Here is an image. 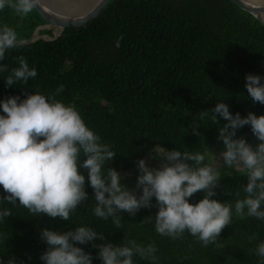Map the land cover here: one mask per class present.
Returning <instances> with one entry per match:
<instances>
[{"label":"trees","instance_id":"trees-1","mask_svg":"<svg viewBox=\"0 0 264 264\" xmlns=\"http://www.w3.org/2000/svg\"><path fill=\"white\" fill-rule=\"evenodd\" d=\"M45 23L34 9L23 19L10 8L0 10V27L14 28L21 41ZM50 28L40 27L37 33L42 36L9 50L0 61L8 66L7 72H0V100L12 95L23 99L26 92L47 96L63 85L56 98L74 106L86 126L116 151L105 167L125 171L155 145L204 154L206 145L223 144L217 138L221 125H214L210 116L198 118L218 100L232 114H264V104H253L245 88L246 74L264 77V25L231 0H108L95 16L66 24L53 39L56 31ZM21 55L37 76L6 87L4 77L18 67L15 57ZM196 124L200 136L192 129ZM241 136L257 140L248 125L237 129L236 137ZM80 171L89 199L71 221L46 214L30 217L18 204L0 203V209L10 208L13 213L0 223V233L9 234L0 242V261L6 264L14 257L16 264H43L39 257L47 245L40 240L41 228L65 231L90 225L107 242L154 243L155 264H260L253 249L264 241V221L240 218L234 211L235 200L244 197L245 173L221 175L213 198L233 204L232 223L220 233L222 247L212 243L203 247L187 232L172 239L156 233L154 220L139 223L155 216V197L153 207L141 208L135 216L122 212L121 229H115L111 219L94 217V193L87 170ZM202 197L203 192H198L189 202ZM77 246L92 254V264H101L92 244ZM133 259L135 264H153L138 256Z\"/></svg>","mask_w":264,"mask_h":264},{"label":"clouds","instance_id":"clouds-1","mask_svg":"<svg viewBox=\"0 0 264 264\" xmlns=\"http://www.w3.org/2000/svg\"><path fill=\"white\" fill-rule=\"evenodd\" d=\"M38 4L39 0H0V10L10 8L23 19ZM21 43L14 28L0 27V61ZM116 46L119 47L118 41ZM15 59L18 67L4 77L6 87L26 84L37 76L36 69L29 67L24 56ZM7 71V64L0 63V72ZM245 88L253 104H264V77L246 74ZM62 91L60 85L47 96L26 92L23 99L12 95L0 100L3 112L0 114V186L4 192L0 203L18 204L28 210L30 217L46 214L53 219L71 221L72 214L89 199L86 178L80 171L85 169L87 183L94 193L92 215L100 220L111 219L115 229L123 228L122 212L135 216L141 208L153 207L155 197L158 209L155 216L144 217L140 224L154 220L155 231L161 236L180 239L187 232L203 247L210 243L223 246L218 238L232 223L233 204L213 198L221 174L216 167L205 163L204 154L154 146L152 158L160 160L159 167H150L145 158L138 159L135 187L129 188L121 183L120 171L105 167L116 151L86 126L74 106L56 98ZM209 110L199 113L198 118L210 116L214 125H221L217 138L224 146L219 153L223 165L246 174L244 197L235 200V214L264 221V114L251 111L243 117L239 112L232 114L222 100ZM217 117L226 122L221 124ZM245 125L250 126L257 139L255 145L243 136L236 137L237 129ZM198 126L192 129L200 136L196 131ZM198 192H203L202 199L190 203L189 199ZM11 215L10 208L0 209V223H5ZM8 237L9 234L0 233V242ZM97 239L101 243H93ZM252 239L255 236L249 238ZM40 240L47 245L39 257L43 264H92V254L78 244H92L98 249L101 264H135L134 256L153 264L158 260L154 243L142 246L134 239H126L122 244L107 242L104 234L90 225L65 231L41 228ZM253 251L260 264H264V241ZM6 264H16L15 258L9 257Z\"/></svg>","mask_w":264,"mask_h":264},{"label":"water","instance_id":"water-1","mask_svg":"<svg viewBox=\"0 0 264 264\" xmlns=\"http://www.w3.org/2000/svg\"><path fill=\"white\" fill-rule=\"evenodd\" d=\"M108 0H97L95 3L90 5L88 8L79 11V12H69V11H53L50 6L43 3L41 0H39V4L34 8L38 14L43 16V18L46 20V23L43 25L38 26L33 33V36L28 38L27 40L22 41V43H27L30 41H33L37 38H39L40 34L37 33V29L40 27L42 28H48L47 26H54L59 29L57 33H53V36L51 39L55 38L62 28L66 26V24L69 23H77L85 21L93 16H95L106 4ZM235 4H237L240 8L250 13L252 16H254L261 24L264 25V22L261 20V18L258 16L259 13L264 11L263 5H255L250 4L249 2L245 0H231ZM21 43V44H22Z\"/></svg>","mask_w":264,"mask_h":264},{"label":"rangeland","instance_id":"rangeland-1","mask_svg":"<svg viewBox=\"0 0 264 264\" xmlns=\"http://www.w3.org/2000/svg\"><path fill=\"white\" fill-rule=\"evenodd\" d=\"M52 28L56 31V33L59 31V29L55 28L54 26H52ZM52 28H50L51 31ZM248 142L253 145L258 143L257 140H250ZM155 146L158 147L159 145H155ZM223 147H224L223 144L206 145L204 148L205 163H210L212 166L216 167L221 175L243 174V172L237 171L236 169H229L223 165V161L220 159V155H219L220 151L223 150ZM151 150L145 153V155L142 158L146 159V162L150 167H159L160 160L158 158L157 159L152 158ZM119 171L122 173L121 183L127 185L129 188H134L136 183V178L138 175V169L136 167V163L125 171L122 170Z\"/></svg>","mask_w":264,"mask_h":264},{"label":"bare ground","instance_id":"bare-ground-1","mask_svg":"<svg viewBox=\"0 0 264 264\" xmlns=\"http://www.w3.org/2000/svg\"><path fill=\"white\" fill-rule=\"evenodd\" d=\"M43 3L50 6L53 11H69L72 13L82 11L95 3L97 0H41ZM250 4L263 5L264 0H245ZM258 16L264 22V11Z\"/></svg>","mask_w":264,"mask_h":264}]
</instances>
